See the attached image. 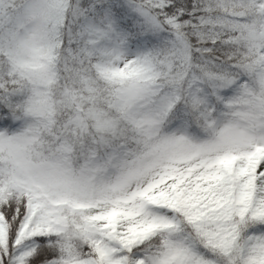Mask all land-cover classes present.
<instances>
[{"label":"snow or ice","instance_id":"obj_1","mask_svg":"<svg viewBox=\"0 0 264 264\" xmlns=\"http://www.w3.org/2000/svg\"><path fill=\"white\" fill-rule=\"evenodd\" d=\"M0 264H264V0H0Z\"/></svg>","mask_w":264,"mask_h":264}]
</instances>
